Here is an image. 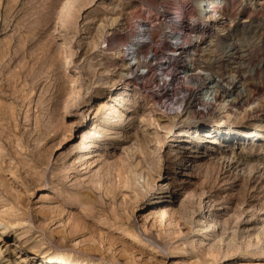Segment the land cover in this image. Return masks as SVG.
I'll use <instances>...</instances> for the list:
<instances>
[{
  "label": "rangeland",
  "instance_id": "rangeland-1",
  "mask_svg": "<svg viewBox=\"0 0 264 264\" xmlns=\"http://www.w3.org/2000/svg\"><path fill=\"white\" fill-rule=\"evenodd\" d=\"M162 1L0 0V212L28 264H264V0H210L218 22L180 61L238 81L230 120L109 54Z\"/></svg>",
  "mask_w": 264,
  "mask_h": 264
},
{
  "label": "built area",
  "instance_id": "built-area-1",
  "mask_svg": "<svg viewBox=\"0 0 264 264\" xmlns=\"http://www.w3.org/2000/svg\"><path fill=\"white\" fill-rule=\"evenodd\" d=\"M199 3L202 5L201 8H198ZM199 3L196 7L200 13L206 9L201 13L200 19L194 20L192 18L194 9L182 3H179L178 12L172 14L178 8L177 4L170 2L167 6L162 1L154 11L145 15L143 22L136 30L132 29L133 25L131 26L127 32L129 39L125 55L128 67L126 72H129L130 79L134 80L140 76L148 90L160 97L179 96L199 100L239 92L236 79L223 78L205 67H195L185 63L180 65V61L185 58L183 57L185 50L195 54L201 47L195 39L196 31L210 30L220 16L218 13L217 21L213 23L205 22L204 14L209 13L213 7L212 4H208V1ZM155 16H165L166 19L161 22ZM173 22L175 25L169 27ZM167 51L176 53L174 61L170 63L163 62ZM167 66H169L168 71L165 70ZM237 76L240 77L238 73ZM231 83L235 91L233 86H228Z\"/></svg>",
  "mask_w": 264,
  "mask_h": 264
},
{
  "label": "bare ground",
  "instance_id": "bare-ground-1",
  "mask_svg": "<svg viewBox=\"0 0 264 264\" xmlns=\"http://www.w3.org/2000/svg\"><path fill=\"white\" fill-rule=\"evenodd\" d=\"M206 1H208V4H212L213 9L209 10V13L204 14L205 22L213 23V21L216 19V16L218 15V12H217L218 6L215 4L214 1L196 0L197 4L199 2H206ZM163 2L167 6L170 5V2H175L177 4L178 8L172 14H175L178 12L179 3L181 4L180 0H163ZM201 6H202L201 3H199L198 8H201ZM205 7L207 8V6H205ZM205 10L206 9H204V11L202 10V12H205ZM148 12H150V10H146L143 13L138 15V19L133 23V26H132L133 30H136L138 28V26L143 22L144 17ZM215 21H217V19ZM174 25H175V23L173 22V24L169 25V27L174 26ZM175 39L176 38H174V40ZM127 41H128V39H127ZM127 41L125 38L115 36V38L113 39V42L117 44V47H116L117 49L115 52L113 51V53H109V54H114L115 56H117V58H125L126 47L128 46ZM175 54L176 53H170L169 51H167L164 54V61L163 62L169 61V63H170V62H172V60L174 61V59H175L174 55ZM168 68H169V66H167L165 70L168 71ZM125 69L127 71L128 67L126 66ZM165 75L169 76V75H167V73H165ZM124 76L127 77L126 81L130 80L129 72L128 73L125 72ZM134 81L137 82L139 85H143V87L146 90H148L147 86L144 84V81L142 80V78L140 76H137L134 79ZM228 86L232 87L233 85L231 83V84H228ZM233 90H235L234 86H233ZM234 94H235V92L232 95H234ZM239 96H241V95H239ZM120 99H121L120 96L117 95L116 100H120ZM198 101H200V104L202 106L203 111L209 112V110H211V109L216 110V111L218 110L220 113L221 112L224 113L225 116L227 117L226 119H228V120L235 117L234 111L237 110V109H235L237 102L233 101V97H231V95L220 94V95H218V97H214V98L206 97V98H201ZM103 107H105V105L102 103V101H99L97 103L96 110L99 111ZM199 110H201V108ZM259 112H261V116L264 117V106H263L262 110ZM218 121L220 122V124H219L220 126L227 122V120H223L221 118ZM241 133L245 135V133H243L240 130L235 131L236 136H239ZM232 137L230 136V137L223 139L222 137L214 136V135L210 134V132H206L204 134L203 140L207 143H212L213 145H219V146H223L225 148L232 149L234 147L230 143L232 141L231 140ZM209 149L213 150L214 148L212 146H210ZM170 185L171 184L168 185L167 189L170 187ZM171 187H172V185H171ZM6 215H8L9 217L12 216V214H10V213H4L3 214L0 212V245L3 244V246L0 247V264H28L29 263L28 257L22 255L19 252L20 251L19 249H26L27 246L29 245V240H27L24 235L18 233V230H22L23 227H21V225H19V223H17V221H15L14 219L12 220L10 218H7ZM219 223H221V222H218L217 218H213V220L210 223V226L207 225V227L208 226L209 227L206 229L205 234L203 235V236H205V239H207V240L210 239V236H208L209 233L210 232L213 233L214 228L217 227L218 225H220ZM13 230L15 231V233H14L15 240H11V239L9 240L10 233ZM4 246L6 247L5 249H3ZM32 255L42 256L43 253H41L38 249L34 248ZM226 259L227 258H222L220 260L225 262L224 260H226ZM47 260H48V261H46L47 264H67V263H64L63 261H54L52 258H48ZM42 264H44V262H42Z\"/></svg>",
  "mask_w": 264,
  "mask_h": 264
}]
</instances>
